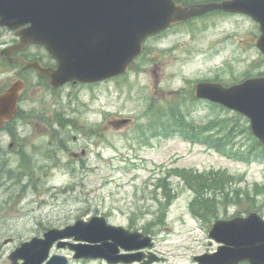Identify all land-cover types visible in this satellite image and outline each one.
Listing matches in <instances>:
<instances>
[{"label": "rangeland", "instance_id": "1", "mask_svg": "<svg viewBox=\"0 0 264 264\" xmlns=\"http://www.w3.org/2000/svg\"><path fill=\"white\" fill-rule=\"evenodd\" d=\"M259 34L258 24L246 16H214L174 28L156 45V62L162 66L158 79L153 73L157 67L144 64L120 83L91 89L66 87L51 94L40 78L27 75L28 86L19 108L26 110V122H32L35 129H29L33 134L27 138L31 151L29 146L25 150L32 176L20 168L18 117L0 131V264H10L8 258L16 248L47 230L97 215L115 226L147 231L156 238V251L164 264H195L194 256L216 250L218 244L209 240L208 221H204L205 228L195 222L203 219L195 211L198 208H192L197 191L184 177L159 182L156 190L155 178L174 168L224 170L236 176L224 190L204 191L215 205H210L207 214L218 211L231 216L250 210L264 219V190L255 188L264 184V154L253 140L237 135L235 148L251 155L247 161L236 162L180 137L153 138L145 115L152 102L164 107L172 94L188 95L182 91L191 89L196 81L218 79L233 85L264 74V57L254 46ZM15 39L13 32L0 28V51ZM18 73L19 67L0 56V91L19 79ZM102 108L106 113H101ZM187 109L188 121L198 126L236 115L203 102L188 104ZM118 118H130L133 123L115 131L109 122ZM56 121H62L65 128L58 129ZM242 121L249 126L247 119ZM141 128L149 140L142 139ZM61 141L71 151L86 150L83 163L61 152ZM164 184L169 185L175 200L161 224L149 227L158 223L157 217L164 211L166 199L160 189ZM51 255L65 256L70 264H103L75 260L68 248L54 247Z\"/></svg>", "mask_w": 264, "mask_h": 264}, {"label": "water", "instance_id": "2", "mask_svg": "<svg viewBox=\"0 0 264 264\" xmlns=\"http://www.w3.org/2000/svg\"><path fill=\"white\" fill-rule=\"evenodd\" d=\"M215 10L244 14L257 22L261 35L255 46L264 55V0H228L194 7H183L173 0H0V27L19 37L16 44L0 54L9 64L23 63L25 69H36L40 77L50 80L53 88L72 81L99 83L127 73L149 37ZM33 45L44 46L59 62L56 72L40 63L14 58ZM24 89L25 82L18 79L0 94V129L15 117ZM195 96L248 118L252 133L264 145V77L250 78L231 87L199 83ZM130 122L120 120L115 128ZM209 236L226 246L216 254L196 258L200 264H264V220L258 214L217 222ZM150 241L139 232L131 233L108 224L103 216H94L63 229H50L43 238L22 243L9 260L10 264H69L64 256L50 258L56 245L58 249L68 247L74 251V259L130 264L141 258L121 256L120 248L140 250L150 246Z\"/></svg>", "mask_w": 264, "mask_h": 264}, {"label": "trees", "instance_id": "3", "mask_svg": "<svg viewBox=\"0 0 264 264\" xmlns=\"http://www.w3.org/2000/svg\"><path fill=\"white\" fill-rule=\"evenodd\" d=\"M191 2L192 1L189 0L184 3L191 4ZM2 91L3 89L0 91V93ZM158 114L159 115L155 116L152 121V127H154L155 136L159 135L168 138L177 134H181L186 139H189L191 141H198L201 144H204L214 149L215 151L225 155L230 159L243 162L250 159L251 153L247 155L246 153L242 152L239 148H235V140L237 141V135H246L250 138V140L254 141L255 148H262V153L264 154L263 146L252 135L250 127L242 121L244 120V118L240 115H235L232 118L211 120L205 125L196 127L193 124H190L185 121L184 115L181 113H172L169 115L170 118L164 116V112L162 111H160ZM19 115L20 113L18 114V117ZM245 122L247 123L248 121ZM9 173H11V171H9ZM171 173L180 177H184L187 184L193 186L196 189L197 195L192 204L193 206L195 204H198L206 207L208 206L209 209H211L210 205L214 204V202H212L213 200L209 198L210 196L208 197L206 194H204V191H209L210 189L213 191L224 190L228 183L233 182L235 180L234 177L227 175V173L223 171H212L210 173L212 176H209V179H205V175L189 172L187 170L177 169L173 170ZM171 173H168V175L164 178L158 179V183L156 184V190L158 189L159 182L167 180L170 177ZM201 181L205 182L201 183ZM197 182H200V185H198ZM204 187H207L208 190ZM255 188L257 191L264 190V186L260 185H256ZM160 189L166 199V203L162 206V209H164L163 213L157 217V224H161V217L163 219L167 215L169 206L172 200L175 198V196H172L171 188L168 184L162 185ZM239 195L240 192H237L236 196L238 199ZM246 198L250 199V195L247 194Z\"/></svg>", "mask_w": 264, "mask_h": 264}, {"label": "flooded vegetation", "instance_id": "4", "mask_svg": "<svg viewBox=\"0 0 264 264\" xmlns=\"http://www.w3.org/2000/svg\"><path fill=\"white\" fill-rule=\"evenodd\" d=\"M176 2L178 0H175ZM182 1V0H180ZM223 1V0H221ZM214 16H218V17H229V16H239V17H242V15H233V14H229V13H225L223 11H213V12H210L208 14H206L205 16H203L202 18H208V19H211L212 17ZM201 18V19H202ZM174 29V28H172ZM170 29V30H172ZM169 30V31H170ZM165 32L161 35H158V36H155V37H152L150 39L147 40V42L145 43V46H144V51H143V54H146L147 53V45L149 43H153L154 45L152 46V52L148 54V58L146 60V64L147 65H151V66H155L157 67L156 70H153V73L155 74V78L158 79V76L156 75L157 72H158V69H161V64H158L156 62V60H154L156 58L155 54H156V45L163 40V38H165V36L167 35V33L169 32ZM155 53V54H154ZM29 54H33L32 56H29ZM18 57H23L27 60H30V61H35V62H39L43 67L45 68H52L54 70L57 69L58 67V61L53 59L49 53L47 52V50L45 49V47L43 46H35V47H30L27 51H25L24 53L22 54H19V55H16ZM28 57V58H27ZM20 68L22 70H20V73H18V76L22 79H24V81L26 82V87L28 86V82L26 80V77L27 75L29 74H33V75H36L38 78L39 77V74H38V71L35 70V69H27V70H23V64L22 65H19ZM125 77H128L127 76H120V77H116L110 81H106V82H102V83H98V84H91V85H82L80 83H76V82H72V83H68L62 87H59L57 89H52L50 87V81L47 80V79H39L41 82H43L45 84V87L47 88V90L51 93V94H58V93H61L66 87H77V88H81V87H84V88H95V87H103V86H108L110 85L112 82H116V83H120ZM217 83V82H215ZM179 92V91H177ZM182 92H185V93H188L189 95L191 94H194V89H184ZM23 112H26V110H22ZM102 114L106 113V110L105 108H102V111H101ZM111 123V121L109 122V124ZM20 125H21V134H20V139H19V142H18V148H19V162H20V168H21V172H24V173H30V169L27 165V162H28V157L27 155L25 154V150L27 149V147L29 146V149L31 151V148H30V145H29V141H28V137L33 134L29 129H34L33 127V123L32 122H26V119L25 117H20ZM57 125V124H56ZM58 129L62 130L63 127L61 125H58ZM35 130V129H34ZM54 137H56V135H54ZM74 142H77V138H74ZM13 146V144L11 145V147ZM59 148H60V151L61 152H67L68 155H70V159L75 161V162H82L83 163V160H84V157H80L78 152H74V151H71L69 150V148L67 147V144L63 143L62 141L60 142L59 144ZM81 152H85L86 151L84 149H81L80 153ZM75 153V157H71V154ZM217 216H220L219 218H214V220L211 221V223H207V225L204 223V220H197L198 222V225L200 227H203V226H207V227H212L213 223L217 222L218 220H221V221H230L231 219L235 218V217H238V216H241V215H238V214H234L232 216H229L228 214L226 215H217ZM129 229L130 231H135L131 228H127ZM145 235V234H144ZM145 236H148V235H145ZM142 241H145V240H142ZM150 244L151 247H147L143 250H134V251H131V252H126L124 250H120L119 251V255H129L130 259L132 260H135L137 259L138 257L141 258V261H135L134 263L132 264H164L165 263V259L158 254V252L156 251V245H157V241H156V238L155 237H151V241H150ZM219 247V245H218ZM217 247V248H218ZM216 250H210V251H206L202 254H212L214 253ZM202 254H199V255H202ZM199 255L195 256L193 258L195 264H199L195 258L198 257ZM151 260H155L154 263H151ZM95 262H101L103 264H108L106 261L104 260H97ZM239 264H250L249 262L245 261V262H241Z\"/></svg>", "mask_w": 264, "mask_h": 264}]
</instances>
